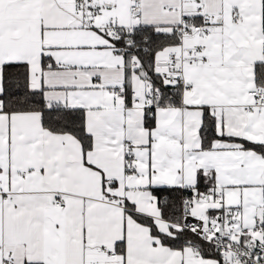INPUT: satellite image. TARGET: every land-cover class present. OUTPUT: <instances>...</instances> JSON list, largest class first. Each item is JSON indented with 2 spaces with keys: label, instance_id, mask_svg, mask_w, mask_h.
Returning a JSON list of instances; mask_svg holds the SVG:
<instances>
[{
  "label": "snow or ice",
  "instance_id": "obj_1",
  "mask_svg": "<svg viewBox=\"0 0 264 264\" xmlns=\"http://www.w3.org/2000/svg\"><path fill=\"white\" fill-rule=\"evenodd\" d=\"M0 264H264V0H0Z\"/></svg>",
  "mask_w": 264,
  "mask_h": 264
}]
</instances>
